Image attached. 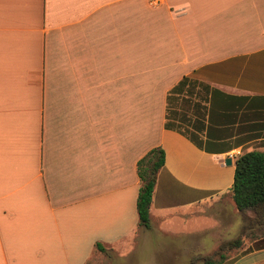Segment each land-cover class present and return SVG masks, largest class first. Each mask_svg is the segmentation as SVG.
Masks as SVG:
<instances>
[{
  "label": "crops",
  "instance_id": "0c3cea01",
  "mask_svg": "<svg viewBox=\"0 0 264 264\" xmlns=\"http://www.w3.org/2000/svg\"><path fill=\"white\" fill-rule=\"evenodd\" d=\"M157 146L145 228L137 161ZM250 150L264 151V0H0V264L143 243L166 252L148 264H178L152 233L221 196L220 228L242 225L230 189ZM221 264H264V233Z\"/></svg>",
  "mask_w": 264,
  "mask_h": 264
},
{
  "label": "trees",
  "instance_id": "16d2710c",
  "mask_svg": "<svg viewBox=\"0 0 264 264\" xmlns=\"http://www.w3.org/2000/svg\"><path fill=\"white\" fill-rule=\"evenodd\" d=\"M165 162L162 147L151 148L137 161V174L140 180L136 210L138 223L150 227V206L155 189L157 174ZM231 198L235 207L249 226L264 225V151L250 150L240 154L235 160ZM251 213V216L248 214ZM244 237L238 236L221 242L216 250L208 254L193 255L190 264L202 261V264H221L229 251L238 249ZM101 252L108 250L97 244ZM227 252V253H226Z\"/></svg>",
  "mask_w": 264,
  "mask_h": 264
},
{
  "label": "rangeland",
  "instance_id": "374dc122",
  "mask_svg": "<svg viewBox=\"0 0 264 264\" xmlns=\"http://www.w3.org/2000/svg\"><path fill=\"white\" fill-rule=\"evenodd\" d=\"M229 201V197L221 196L217 200L207 201L194 207L186 214L171 215L165 221L167 223V226H165L166 234L157 231L152 233V236L154 238L168 237V243L166 242L168 250L179 252L178 264H190L187 254H208L216 250L219 244L225 240L238 236L245 239L264 233V225L249 226L247 219L244 217L242 218V225L235 219L231 226L220 228L221 221L225 217V208L231 207ZM183 230H196L197 232L193 233L192 237L181 236ZM191 240L192 246L190 248ZM146 245L143 243L140 247L133 249L131 253H127V251L125 253L124 250L114 255L109 251L102 252L100 256L91 257L88 264H148L154 256L163 263L166 252H162L161 249L159 251L157 248L150 249ZM229 252L226 253L229 254ZM126 254L129 257L124 262L121 256ZM196 264H202V261H198Z\"/></svg>",
  "mask_w": 264,
  "mask_h": 264
},
{
  "label": "water",
  "instance_id": "95a60500",
  "mask_svg": "<svg viewBox=\"0 0 264 264\" xmlns=\"http://www.w3.org/2000/svg\"><path fill=\"white\" fill-rule=\"evenodd\" d=\"M225 163L229 165V164L231 163L230 158H227V159L225 160Z\"/></svg>",
  "mask_w": 264,
  "mask_h": 264
}]
</instances>
